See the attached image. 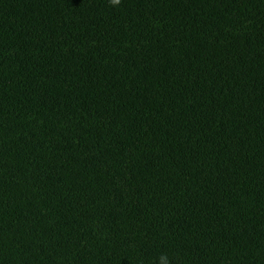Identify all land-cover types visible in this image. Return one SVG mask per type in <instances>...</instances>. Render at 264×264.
<instances>
[{"label":"trees","instance_id":"1","mask_svg":"<svg viewBox=\"0 0 264 264\" xmlns=\"http://www.w3.org/2000/svg\"><path fill=\"white\" fill-rule=\"evenodd\" d=\"M264 264V0H0V264Z\"/></svg>","mask_w":264,"mask_h":264},{"label":"clouds","instance_id":"2","mask_svg":"<svg viewBox=\"0 0 264 264\" xmlns=\"http://www.w3.org/2000/svg\"><path fill=\"white\" fill-rule=\"evenodd\" d=\"M113 6H117L121 3V0H110ZM160 264H166V257H161Z\"/></svg>","mask_w":264,"mask_h":264}]
</instances>
